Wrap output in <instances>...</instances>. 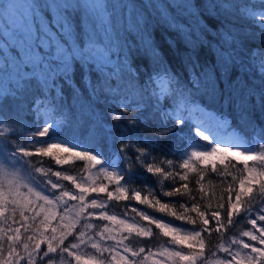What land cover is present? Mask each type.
Instances as JSON below:
<instances>
[{"label": "snow or ice", "instance_id": "6c2138e0", "mask_svg": "<svg viewBox=\"0 0 264 264\" xmlns=\"http://www.w3.org/2000/svg\"><path fill=\"white\" fill-rule=\"evenodd\" d=\"M131 5L133 27H125L122 37L113 27V50L103 40L93 41L86 27L95 29L94 18L105 25V30L114 26L111 0H34L29 9L31 24L21 21L17 26L20 34L13 32L12 40L4 38V47L0 48V109L11 101L27 110L25 114L60 126L57 116L69 120L74 108L81 124L93 120L89 132L95 135L100 127L113 131L125 116L135 125L132 117L136 115L131 114L149 98L165 119L171 117L180 123L191 119L209 130L226 128L230 121L200 103V96L234 107L242 120L249 118L254 107L264 108V91H257L250 82L252 77L264 83V0H259L258 9L243 0L227 4L222 0H201L199 4L197 0H131ZM0 16L13 21L18 18L14 0L0 8ZM207 18L219 20V27L211 26ZM242 22L253 27H243ZM157 24L178 33L183 41V77L172 69L154 40ZM168 43L176 48L174 40ZM202 50H207L208 59H201ZM134 53L148 59L146 81L133 66ZM98 56L115 63L98 62ZM93 72L97 74L95 79ZM66 89L71 91L70 98ZM29 93H35L30 109L25 100ZM105 98L118 102L121 108L119 113L109 111L112 127L93 119L94 103H102ZM169 102L172 107H165ZM132 104L138 106L129 107ZM61 108L63 112L58 115ZM19 123L12 118V125ZM4 131L0 129V142L8 140ZM49 131L44 127L38 134L46 136ZM197 135L211 143L199 129ZM30 137L35 139V134ZM19 147L23 146L17 144ZM129 149L138 155L133 158ZM121 150L125 160L138 162L154 177L181 182L164 191V197H186L191 202H162L151 192L144 196L143 190H130L122 186L121 176L97 170L103 161L96 155L56 143L22 155L49 157L56 165L82 161L88 175L80 181L55 172L50 196L18 173H10L5 148L0 146V264H264V144L256 151L221 145L211 151H193V160L180 166L186 170L183 174L166 169L154 156L147 162L150 154L145 149L122 138ZM234 162L242 167L237 169ZM198 164L205 166L200 172ZM204 170L225 179L231 176L232 182L215 197V205L203 183L199 189L200 199L207 201L203 205L189 187L187 171L197 172V182H202ZM232 170L240 175H232ZM39 171L42 177L52 174L50 167ZM61 178L75 185L79 194L60 190ZM100 194H105L106 202L98 199ZM115 201H136L162 217L195 226V230L174 227L136 207H131L135 215L129 219L118 218L107 211L109 202ZM124 206L128 209L127 204ZM241 214L245 219L238 223ZM86 218L105 223L94 230L92 223H82ZM245 224L250 227H241ZM213 234L215 240H209ZM156 235L166 237L171 247L142 255L148 245L137 247L140 238H149L151 243Z\"/></svg>", "mask_w": 264, "mask_h": 264}, {"label": "trees", "instance_id": "16d2710c", "mask_svg": "<svg viewBox=\"0 0 264 264\" xmlns=\"http://www.w3.org/2000/svg\"><path fill=\"white\" fill-rule=\"evenodd\" d=\"M9 1V0H8ZM21 0H16L19 2ZM139 2V0H137ZM215 2V0H213ZM223 3H232L233 0H222ZM246 4H255L256 8H259V0H243ZM34 1L31 2V8ZM62 3V2H61ZM197 3H201V0H197ZM111 4L115 8L114 26H109L105 30V25L99 20L95 24L93 30L91 25H86L88 32L90 33L92 40H103L106 46L112 47L115 50L116 40L115 32H119L121 37L123 36L125 27L132 28L134 21L132 18V5L131 0H111ZM127 6V11L124 10ZM202 10L203 6L201 5ZM208 22L213 27H219V20L207 18ZM3 26V27H2ZM243 27L251 28L253 25L249 22H242ZM6 25H0V31L5 28ZM113 27L115 32L113 31ZM154 40L157 46L161 49L165 55L168 63L172 69L180 74L182 77L185 75L184 67L181 61L180 53L186 51L183 41L178 33L168 30L165 26L157 24L154 30ZM4 36L0 34V48L4 47ZM174 40L176 42V48L170 47L168 40ZM104 59L102 63L114 64V61H108L105 56H101ZM207 50L201 51V59H208ZM100 62V61H98ZM133 66L140 74L142 81L148 79L150 68L149 62L146 56L134 53L132 57ZM80 70L77 67V78L79 79ZM93 78H97V74L93 72ZM250 82L257 91H264V83H260L258 78L250 77ZM66 92L71 97V91L66 89ZM35 93H29L25 96V100L28 103L29 109L32 105V96ZM200 103L207 107L210 111H216L222 117H226L230 123L226 127V130L234 132L239 136L244 145L239 146L232 144L233 148H238L242 151H256L261 144H264V108L254 107L247 120H242L239 112L233 107H225L219 101L212 100L208 97H198ZM155 101L151 98L144 101L136 115L132 119L137 123L132 125L128 122V117L125 118L117 125L114 126L113 131H106L104 127L98 128L95 135L90 134L89 126L93 123L92 119H86L84 123L79 122V112L72 108L71 118L65 120L63 116H57L60 121V126H57L55 122H50L51 125L59 127L58 130L46 136H39V132L46 126L49 121L43 118H37L35 114H25L27 110L17 108V106L9 101L7 105L0 109V129H4V135L8 137V140L0 142V146L5 148L4 154L6 158V164L10 173H18L20 177L27 179L30 183L35 185H44L43 179H50L51 183L56 182L55 172L62 174H70L77 178V180L83 181L84 177L88 175L84 171V167L87 165L82 161H72L68 165H56L49 157H26L22 155L24 151H37L40 147H47L50 144H61L65 147H69L74 151H88L96 155L97 158L103 161L101 165L97 166V170L103 169L106 166L113 165L114 173L122 177V186L129 188L130 190H143L142 195L147 196L150 194L155 195L157 198L162 199V202H171L173 204L191 202L186 197H164L163 192L172 190L174 186H180L181 182L172 180L169 178L165 180L163 177L157 178L149 173L145 167L138 164L134 160H125L124 153L121 150V138L124 142L131 141L133 144L145 149L148 155L147 162H151L152 157L157 158V161L161 163L163 167L170 170L173 173L183 174L186 170L180 166L188 160H193L191 157L192 148L195 146L201 147L205 145L206 150L211 151L215 145L202 142L197 135V129L205 130L207 128L195 124L191 119H184L183 123L168 117L165 119L160 113L155 111ZM138 105H129L131 108H135ZM165 107H172L171 103H167ZM92 111L96 114L93 119L102 120L104 124L112 127L113 122L109 116V111L119 113L121 111L118 102H113L111 98H105L102 103H94ZM63 112V108L57 113L60 115ZM43 111L41 112V117ZM16 117L20 123L17 126L12 125V118ZM213 131V129H211ZM35 134V139L30 136ZM14 141V143H12ZM17 144L23 146L17 148ZM227 146V144H222ZM213 147V148H212ZM128 154L135 158L138 155L134 150L129 149ZM194 162V161H193ZM236 167L241 168L242 165L238 162ZM133 168H129V165ZM80 165H83L81 167ZM51 168L52 174L48 177H42L39 169ZM218 167H222L218 165ZM202 164L197 165V172L204 169ZM96 170H93L95 173ZM197 172L187 171L189 177L188 183L190 189H193V195L197 197V202L202 205L206 204V200L200 199L199 189L200 183H203L204 188L209 196L212 197L213 205H215V197L218 196L224 188V185L232 182L231 176L224 178L218 176L216 173L210 170H204L203 175L205 179L202 182L198 181ZM232 175L239 176L240 173L236 170H232ZM103 180V176H100ZM63 185L60 189L64 192L73 194H79L75 185H70L69 182L64 181L62 178L58 182ZM110 190H114L113 186H110ZM51 190V195H53ZM98 199L101 202H106L107 197L105 194H100ZM125 204L128 205V209L125 208ZM131 207H136L140 210L148 212V214L154 216L157 219L164 220L165 222L175 226L187 229L188 231L195 230V226L187 225L181 221H177L172 217H162L161 213L154 212L152 209L146 208L144 205H140L136 201H115L109 202V208L107 211L110 214L117 215L118 218L129 219L135 215L131 213ZM245 219L244 214H241L237 218L238 223H243ZM139 220V217H137ZM92 223L94 230H99L105 222L97 221L95 219L88 220L87 218L82 222ZM146 223V222H145ZM247 229L249 225H241ZM154 232L158 233L153 226ZM167 238L161 235H156L155 239L149 243V238H140V243L137 247L145 246L146 251L142 255H148L149 252H156L158 249L164 247H171L170 243H166ZM209 240H215L213 234L209 237ZM207 243V241H206ZM91 252V250H88ZM211 259V257L209 258ZM59 264V261H57Z\"/></svg>", "mask_w": 264, "mask_h": 264}, {"label": "rangeland", "instance_id": "374dc122", "mask_svg": "<svg viewBox=\"0 0 264 264\" xmlns=\"http://www.w3.org/2000/svg\"><path fill=\"white\" fill-rule=\"evenodd\" d=\"M9 2H10V0L9 1L8 0H0V8H3L4 6H6ZM31 2H32V0H21L19 2H16V0H14V3L17 6L18 18L15 21H13L12 19H10L8 17L0 16V25H6V27L3 28L2 31H0L1 35H3L5 38H8L9 40H12L13 39V32H16L17 35L20 34L19 31L17 30V26L21 23V21H27L29 25L31 24L32 21H31V18L29 16V9L31 8ZM61 2H63V0H61ZM94 23L95 24L97 23L96 18H94ZM97 60L100 61V62H104V59L101 56H98ZM45 127H49L50 128V131H49L48 134H51L54 131L59 129V127H57L55 125H51L50 122H48ZM199 131L204 133L205 135L209 136L210 139H211V143L201 139L200 136H199V139L203 143L206 142V143L215 145L214 147H216L217 145H221L222 146L223 143L227 144V146H232V144L234 143L233 142L234 139H238L239 140L238 143H234V144H237L239 146L244 145L243 140L239 136H237L232 131L226 130V128L213 129V131H211L209 129H205V130H200L199 129ZM193 151H209V149L206 150L205 145H204V147L203 146H201V147L195 146V147L192 148V152ZM192 152H191V154H192ZM103 169H105V170H107L109 172H112V173L115 172L114 171L115 169H114L113 165H110L108 167L106 166ZM43 181H44L43 182L44 185H35V184H33V185L39 186L42 191L46 192V194H49L51 196L50 193H51V190H52L51 189V184L52 183H51L50 179H43ZM122 219H124V218H122ZM178 228H180V227H178ZM180 229L188 231L187 229H184V228H180Z\"/></svg>", "mask_w": 264, "mask_h": 264}]
</instances>
